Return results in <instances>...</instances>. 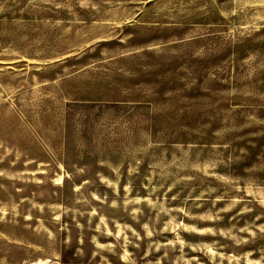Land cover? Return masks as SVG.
I'll return each mask as SVG.
<instances>
[{
    "label": "rangeland",
    "instance_id": "rangeland-1",
    "mask_svg": "<svg viewBox=\"0 0 264 264\" xmlns=\"http://www.w3.org/2000/svg\"><path fill=\"white\" fill-rule=\"evenodd\" d=\"M0 264H264V0H0Z\"/></svg>",
    "mask_w": 264,
    "mask_h": 264
}]
</instances>
